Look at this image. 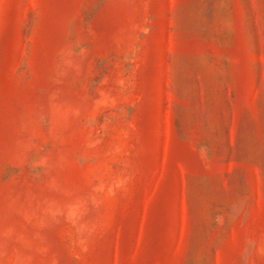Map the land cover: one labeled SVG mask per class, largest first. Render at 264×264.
Listing matches in <instances>:
<instances>
[{"label": "rangeland", "instance_id": "rangeland-1", "mask_svg": "<svg viewBox=\"0 0 264 264\" xmlns=\"http://www.w3.org/2000/svg\"><path fill=\"white\" fill-rule=\"evenodd\" d=\"M0 264H264V0H0Z\"/></svg>", "mask_w": 264, "mask_h": 264}]
</instances>
